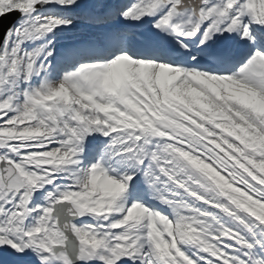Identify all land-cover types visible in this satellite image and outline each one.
Masks as SVG:
<instances>
[{
    "label": "snow or ice",
    "instance_id": "snow-or-ice-1",
    "mask_svg": "<svg viewBox=\"0 0 264 264\" xmlns=\"http://www.w3.org/2000/svg\"><path fill=\"white\" fill-rule=\"evenodd\" d=\"M0 264H264V0H0Z\"/></svg>",
    "mask_w": 264,
    "mask_h": 264
}]
</instances>
